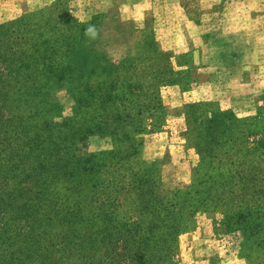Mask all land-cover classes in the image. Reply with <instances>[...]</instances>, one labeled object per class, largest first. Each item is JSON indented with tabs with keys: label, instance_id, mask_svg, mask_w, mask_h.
Here are the masks:
<instances>
[{
	"label": "rangeland",
	"instance_id": "1",
	"mask_svg": "<svg viewBox=\"0 0 264 264\" xmlns=\"http://www.w3.org/2000/svg\"><path fill=\"white\" fill-rule=\"evenodd\" d=\"M32 1L37 4L29 9L27 0H0L1 199L6 201L8 191H37L33 175L52 174L50 160L29 158V168L13 156L42 140L15 135L37 119L63 126L64 161L67 151L78 159L97 156L91 173L96 193L74 190V207L90 209L96 223L97 213L107 211L100 222L111 238L123 239L120 227L138 220L134 191L114 187L130 172L125 161L156 162L164 190L190 192L201 183L197 195L182 199L196 211L194 224L178 237L173 263L264 264V164L259 173L249 170L250 153H264V0H53L44 6ZM39 47L63 55L43 63L31 53ZM47 100L57 109H49ZM242 119L256 125L234 122ZM188 124L195 128L191 135ZM40 126L36 135L44 134ZM195 138L201 146L190 145ZM117 147V155H107ZM10 165L19 168L6 184ZM72 166L65 162L63 171ZM207 196L211 202L201 211L196 201ZM250 211L261 213L253 223ZM260 225L261 235L253 236ZM18 247L6 251L12 253L10 264H18L14 259L22 254H34L25 264H38L35 259L44 256L60 257L59 264H105L99 255H37ZM106 258L110 264H170L165 255Z\"/></svg>",
	"mask_w": 264,
	"mask_h": 264
},
{
	"label": "trees",
	"instance_id": "2",
	"mask_svg": "<svg viewBox=\"0 0 264 264\" xmlns=\"http://www.w3.org/2000/svg\"><path fill=\"white\" fill-rule=\"evenodd\" d=\"M31 53L38 55L36 59L43 63H48L53 58L63 55L57 49L42 47L33 50ZM31 53L29 54L31 55ZM69 57L72 58L73 55ZM48 101L47 107L49 109H57V104ZM201 106L203 105H195L196 108ZM205 106L213 107L212 105ZM218 115L221 118L224 117L222 114ZM128 117L130 116L127 115L126 118ZM116 118L119 119L117 115ZM26 122H28V125L24 126L25 130L19 133L16 132L15 135H20L27 140H31L34 136H39L42 140L39 143H29L26 149L16 151L13 156H17V161H22L20 163H24V166L29 164V168L31 165L29 158L40 159L41 162L50 160L47 165L51 168L52 174L47 177L45 175L46 170H43L37 177L33 175V177L38 178L39 182L32 184L31 187L37 188V191H33V189L29 191L25 189L16 190L14 193L8 191L7 206L4 204L6 202L5 199L2 200V197H0V264H10L12 253L6 251L15 247L19 248L18 245L33 249L37 255H55V252L60 251L64 252L61 257L67 255L84 259L88 255H99L103 258L102 262L105 264H110L106 255H165L169 259L170 264H175L172 259L177 253L178 237L194 224L193 213L196 211H189L187 206L182 203V199L191 198L190 195H197L200 192L197 186H201V183H197L196 188L194 185V189L190 192L164 190L161 185V179L157 180L159 171L156 162L146 165L145 163L137 162H132L131 164L126 160L125 164L129 165L126 170L130 172H126L123 179H119L114 187L120 186L123 190L134 191L132 204L138 208V220L127 223V226L123 225L120 227L121 230L118 231V234L123 235V239H121V236L118 239L111 238V234L108 232L109 228L100 222L108 215L107 211L101 209L97 213L99 222L97 220L96 223V221L92 220L96 218V215L94 216L90 209L74 207V190L86 189L91 194L96 193L94 190V188H97L96 180H94L91 173L94 170L93 159L97 156L93 155L89 158L78 159L71 151H67L64 153L66 158L64 161L60 156L62 143L67 140V137L62 133L64 130L63 126L55 127L47 122L38 123L37 119H30V121ZM234 122L250 126L256 125L248 119ZM38 125H42L38 130H44L43 135H36ZM66 125L79 126V123H68ZM188 131L189 135H191L195 132V128L188 124ZM76 133L78 135L84 134L81 130H76ZM192 141L193 139L190 145L196 147L202 145L201 142L196 144V141L195 143ZM260 143L264 144L263 142ZM224 145H227V143ZM117 149L107 153V155L110 157L117 155V152H119V149ZM261 155H264V153L259 156ZM6 156L2 157L3 163L8 162L6 161ZM259 156H252L250 153V174L261 171L264 160L257 161V158H260ZM65 162L75 164V166L71 167V171H63ZM259 165L261 166L258 167ZM17 168H19L17 165L6 166V175H4L6 184H8L10 178L12 179L13 169ZM198 168L196 167L193 170L194 175L198 174ZM0 169H2L1 166ZM130 174L132 175L131 179L129 177ZM21 183H23L22 180L19 184ZM65 184L67 186L62 188L61 191H55L59 186ZM51 185L55 187L51 189ZM100 188L103 191L105 187ZM202 193H206V191H202ZM101 196L105 202L109 201L107 192L103 191ZM208 199L209 197L207 196L206 199H202L203 201H196L200 208L199 210L202 211L209 204L208 202H211L207 201ZM141 200H143L142 204ZM57 202L61 203V205L68 202L72 203L69 207H59ZM50 204L53 207H50ZM260 216L261 213L259 211H250V221L252 223ZM45 217H51V219L45 221L43 220ZM38 218L39 220L37 221ZM254 218L256 219L254 220ZM46 226H50L53 229L48 230ZM261 230H263L261 225L259 227L256 226L253 236L259 237ZM58 231L61 232L55 234ZM1 246L5 247V249H1ZM32 256L34 254H22L20 256L22 258H15L14 260L18 264H25L27 259L32 260ZM44 257H39L35 261L38 264H59L61 262V260L59 261L60 257L57 259L53 256L49 257V259L48 256ZM136 261L137 259L133 260V262ZM144 263L142 262V264Z\"/></svg>",
	"mask_w": 264,
	"mask_h": 264
},
{
	"label": "crops",
	"instance_id": "3",
	"mask_svg": "<svg viewBox=\"0 0 264 264\" xmlns=\"http://www.w3.org/2000/svg\"><path fill=\"white\" fill-rule=\"evenodd\" d=\"M51 1H53V0H42L40 3H42V4H40V6H44V5H47V4H49V2H51ZM177 1V3H181L179 0H176ZM253 1H255V0H250V2H253ZM260 1H262L263 2V0H260ZM27 8H29V9H31V8H35V5L37 4L36 2H34V1H32V0H27ZM40 6H38V7H40ZM185 12V11H184ZM178 15H179V13H178ZM183 16V18L184 19H186L187 21H188V23H192V18L190 17V16H188V14H184V15H182ZM200 16V18H202V17H204L205 16V13H203V15H199ZM197 25V24H196ZM199 25V24H198ZM182 51L183 52H186V50L185 49H182Z\"/></svg>",
	"mask_w": 264,
	"mask_h": 264
}]
</instances>
